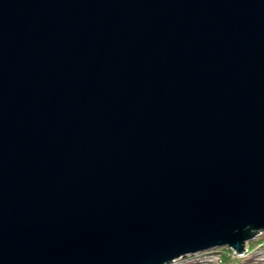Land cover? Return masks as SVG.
<instances>
[{
  "label": "water",
  "instance_id": "95a60500",
  "mask_svg": "<svg viewBox=\"0 0 264 264\" xmlns=\"http://www.w3.org/2000/svg\"><path fill=\"white\" fill-rule=\"evenodd\" d=\"M264 229V0H0V264H166Z\"/></svg>",
  "mask_w": 264,
  "mask_h": 264
},
{
  "label": "rangeland",
  "instance_id": "374dc122",
  "mask_svg": "<svg viewBox=\"0 0 264 264\" xmlns=\"http://www.w3.org/2000/svg\"><path fill=\"white\" fill-rule=\"evenodd\" d=\"M252 238L245 241L243 251L228 245L214 246L181 255L166 264H264V229L254 233ZM222 253H227L226 260L221 258Z\"/></svg>",
  "mask_w": 264,
  "mask_h": 264
},
{
  "label": "trees",
  "instance_id": "16d2710c",
  "mask_svg": "<svg viewBox=\"0 0 264 264\" xmlns=\"http://www.w3.org/2000/svg\"><path fill=\"white\" fill-rule=\"evenodd\" d=\"M250 239V241L253 239L252 237L251 238H249ZM225 252V251H224ZM227 253H222V255H221V258L223 259V260H226L227 258H225L227 255H226ZM229 258V257H228Z\"/></svg>",
  "mask_w": 264,
  "mask_h": 264
},
{
  "label": "bare ground",
  "instance_id": "6f19581e",
  "mask_svg": "<svg viewBox=\"0 0 264 264\" xmlns=\"http://www.w3.org/2000/svg\"><path fill=\"white\" fill-rule=\"evenodd\" d=\"M174 259H175V258H174ZM174 259H173V260H174Z\"/></svg>",
  "mask_w": 264,
  "mask_h": 264
}]
</instances>
